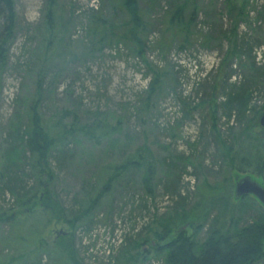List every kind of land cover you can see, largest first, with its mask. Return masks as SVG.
Listing matches in <instances>:
<instances>
[{
    "label": "rangeland",
    "instance_id": "obj_1",
    "mask_svg": "<svg viewBox=\"0 0 264 264\" xmlns=\"http://www.w3.org/2000/svg\"><path fill=\"white\" fill-rule=\"evenodd\" d=\"M13 1L15 30L8 43L0 79V171L12 155L9 147L21 149L13 130L21 128V132H26L30 128L33 105L37 106L42 125L54 139L72 123L76 130L62 136L59 147H65L67 156L60 167L55 159H50L55 175L51 187L55 200L66 211L64 220L60 215L54 217L33 206L36 199L17 206L8 191L0 194V210L5 208L8 213L19 214L17 223H0V264H65V256L57 243L64 236L71 238L78 264H117L122 262L117 260L123 245L121 239L124 235L136 239L138 233H142L139 242L145 239L149 242H145L148 247L144 249L142 243L137 242V247L128 252L135 264H163V257L150 243L153 234L158 232L155 222L172 212L196 218V214L203 213L205 207L202 206L207 200L208 216L205 221L196 222L197 225L204 223V228L193 237L202 241L206 228L219 218V203L215 202L216 209L209 208L221 196L230 197L228 210L220 218L227 226L242 213L230 206L241 198L254 201L257 209L264 210L253 196L238 198L235 195L236 182L246 177L264 188V173L259 176L230 168L219 154L210 107L199 106L201 101L210 98V92L209 88L199 90L197 82L219 67L228 48L226 41L222 47L214 44L204 49L196 43L181 50L179 38L171 42L161 22L167 2L172 0H160L159 10L158 7L152 10L147 0H140L139 7L148 23V37L143 55L138 54V57L134 52L137 46L133 44L121 42L106 47L89 33L91 15L115 23L122 20L121 16L126 19L118 0H55L51 37L44 32L46 0ZM232 1L240 6L244 0ZM247 1V7L251 8L249 17L237 22V35L263 42V48L256 49L255 61L264 72V26L255 21L264 14V0ZM197 7L195 30L198 35L209 28L222 27L224 32L235 24V19L230 20L227 14L226 0H197ZM163 42L166 49L161 56L155 47L158 43L164 45ZM149 67L153 70L169 68L175 79L170 89L165 88L150 102L145 94L152 75ZM232 68L236 73L232 81L240 82L249 74L244 59L234 61ZM252 90L250 105L257 112L251 133L264 139V129L259 123L264 115V79L254 82ZM214 96L219 103L224 98L219 93ZM221 112L218 109L216 129L230 136ZM245 146L253 153L258 148ZM141 151L146 159L151 154L155 161L150 194L141 185L137 170L131 171L128 182L121 174L118 182L107 186L108 193L101 196L86 217H80V223L73 229L68 209L75 203L87 208L104 187L107 177L116 173L115 167ZM259 154L262 160L264 151L259 150ZM19 157L12 155L16 164L24 162L23 157ZM24 173L30 174L28 169ZM25 182L28 188H37L36 179L26 178ZM178 195L185 199L181 201ZM179 201L183 206L174 210ZM252 211L258 213V210ZM186 225H180L169 236L180 228L193 236L196 229ZM32 231L36 235L31 234ZM19 232H23L27 242L13 241Z\"/></svg>",
    "mask_w": 264,
    "mask_h": 264
},
{
    "label": "trees",
    "instance_id": "obj_2",
    "mask_svg": "<svg viewBox=\"0 0 264 264\" xmlns=\"http://www.w3.org/2000/svg\"><path fill=\"white\" fill-rule=\"evenodd\" d=\"M109 1V0H105ZM140 0H118L120 11L126 15V19L121 16V21L115 23L113 21H104L100 16L91 15L89 18V33L97 39L98 43L103 46L127 43L130 46H137L134 50L138 56L143 55V45L147 42L148 23L144 19V14L139 7ZM148 6H152V10L158 7L161 9L160 0H147ZM247 0L242 1L240 6H237L232 0H226V11L230 20L235 19V24L230 30H224L220 27L218 30L209 28L206 31H200L198 35L196 29V20L198 18L197 0H172L167 2V8L163 16L165 25L164 32L170 36V41L180 40L179 49L185 50L198 43L199 47L208 49L214 44L222 47L223 43H227V51L224 58L220 61L217 69H212L202 79H199L197 84L199 90L202 88L210 92V98L207 101H201L199 106L204 104L210 107V117L212 120V131L215 133V141L219 146V154L221 158L229 164L230 168L236 172L251 173L261 176L264 173V158L260 160L258 157L259 150L264 151V139L260 135H253L251 126L254 125L253 118L257 109L251 108L250 102L252 98V88L254 82L259 78L264 79L263 69L258 67L255 61L256 49L263 48L262 41H252L245 35L241 38L237 35L238 21H242V17L248 18L250 7H247ZM55 0H46L43 19L44 32L48 37L52 36V24L56 11L53 9ZM151 10V11H152ZM93 11V9H91ZM264 12V7L263 10ZM122 13V14H123ZM205 17H209L205 14ZM208 19V18H207ZM259 25L264 26V14L259 15L255 20ZM246 24L250 23L246 22ZM15 30V9L13 0H0V79L5 69L8 53V43L13 39ZM158 43L155 49L161 56H164L166 49L165 42ZM139 57V56H138ZM245 60L247 71L249 74L242 81H232L235 78L234 61ZM151 78L148 81L145 94L146 100L151 101L159 97L173 85L175 79L170 75L171 69L156 70L151 69ZM204 82V83H203ZM202 83V84H201ZM208 86V87H207ZM222 94L223 100L219 103L215 94ZM218 109H221V114L226 119L227 132L231 134L226 136L221 134L216 129V118ZM75 122V121H74ZM96 128H99L98 126ZM76 130L73 123L69 129L61 130L62 135L54 139L48 128L41 123V117L38 113V108L33 105L30 110V128L26 132H21V128L13 130L16 142H19V147H9V153L22 158L24 162L16 164L12 155L9 162L4 165L0 171V194L6 190L13 198L14 205L22 206L34 201L33 206H38L39 209L54 215L64 220V207L55 200V195L52 189V183L55 180V175L52 172L50 159H55L59 164L65 159L67 151L59 147L62 136L71 134L72 130ZM234 129H238L233 132ZM99 130H105L99 128ZM233 133V134H232ZM229 140L230 143H227ZM258 147L256 153L252 152L249 147ZM145 151V150H144ZM145 153H147L145 151ZM144 152L138 153L134 157L127 159L125 164L115 167L117 170L114 175L108 176L104 187L98 191L96 198L90 203L87 208L79 205H72L68 211L72 215L71 227L74 229L76 224L80 223V217L85 216L97 204L102 195L108 193L107 186L116 182L120 175L125 176L128 182L131 171L137 170L141 178V185L147 194H150V183L153 175L155 161L148 156L144 157ZM148 154V153H147ZM52 155L54 157H52ZM62 158H57L62 156ZM67 156V155H66ZM21 160V161H22ZM114 168V169H115ZM28 169L30 174L26 175L24 170ZM36 179L37 188H28L25 179ZM118 182V181H117ZM110 192V191H109ZM39 193V195H37ZM179 199H185L180 195ZM246 198V197H243ZM92 199V198H90ZM217 200V199H216ZM211 201L213 204L209 209H216L215 202H218L220 208H217L219 218H215L206 228L205 238L202 241L196 240L198 231L204 228L203 221L206 220L209 211H207L208 201L205 200L202 208L205 207L201 215L196 214V218H191L190 215L175 214L168 215L160 219L157 224L158 232L153 234L154 249L156 253L163 257V264H250L264 258V210L256 208L254 201H243L239 199L236 205H230L237 212H242L239 216L232 218L228 226L222 221L225 212L228 210L230 197L221 196L220 200ZM183 201V200H181ZM181 202H177L174 208H181ZM32 207V205H26ZM258 210V213L252 210ZM253 213V214H250ZM84 214V215H83ZM19 214L8 213L4 208L0 210V223H17L16 216ZM245 217L247 221L244 222ZM89 220V219H88ZM91 220V219H90ZM202 220L198 225L197 221ZM89 221L88 223H90ZM12 224V225H13ZM195 228L193 236L186 233V229H178L177 233L169 236L170 233L179 228L180 225H186ZM187 226V225H186ZM161 229V230H160ZM31 234H34L32 231ZM142 233H138L135 237H127L124 235L122 240L123 245L119 258L122 262L117 264H134L136 263L133 257L128 255L132 249L137 247L136 243L142 240ZM36 235V234H34ZM23 232L16 233L13 241L27 242ZM32 242V239H30ZM147 239L139 242L142 245L147 244ZM43 243V240L39 244ZM65 256V264H78V258L75 250L72 248V240L68 237H63L57 242ZM56 243V244H57ZM36 244V243H35ZM139 244V245H140ZM39 263V260L37 261Z\"/></svg>",
    "mask_w": 264,
    "mask_h": 264
},
{
    "label": "water",
    "instance_id": "obj_3",
    "mask_svg": "<svg viewBox=\"0 0 264 264\" xmlns=\"http://www.w3.org/2000/svg\"><path fill=\"white\" fill-rule=\"evenodd\" d=\"M260 126L264 129V115L260 119ZM235 195L240 198L246 195L254 196L264 206V188L249 178H243L236 182ZM250 264H264V259H261Z\"/></svg>",
    "mask_w": 264,
    "mask_h": 264
},
{
    "label": "flooded vegetation",
    "instance_id": "obj_4",
    "mask_svg": "<svg viewBox=\"0 0 264 264\" xmlns=\"http://www.w3.org/2000/svg\"><path fill=\"white\" fill-rule=\"evenodd\" d=\"M147 247H148V246H146L145 244L143 245V249H144V248H147ZM135 262H136V261H135ZM134 264H135V263H134Z\"/></svg>",
    "mask_w": 264,
    "mask_h": 264
}]
</instances>
